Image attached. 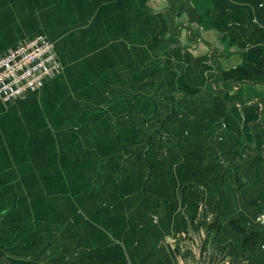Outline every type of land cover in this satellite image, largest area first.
<instances>
[{"label":"crops","instance_id":"crops-1","mask_svg":"<svg viewBox=\"0 0 264 264\" xmlns=\"http://www.w3.org/2000/svg\"><path fill=\"white\" fill-rule=\"evenodd\" d=\"M0 264H264V0H0Z\"/></svg>","mask_w":264,"mask_h":264},{"label":"built area","instance_id":"built-area-1","mask_svg":"<svg viewBox=\"0 0 264 264\" xmlns=\"http://www.w3.org/2000/svg\"><path fill=\"white\" fill-rule=\"evenodd\" d=\"M63 71L54 43L43 34L22 39L0 56V98L5 104L40 91L45 82ZM264 225V212L255 217Z\"/></svg>","mask_w":264,"mask_h":264}]
</instances>
